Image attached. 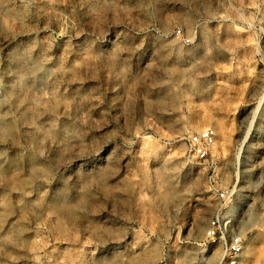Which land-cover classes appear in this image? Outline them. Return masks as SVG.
Segmentation results:
<instances>
[{"label":"rangeland","instance_id":"rangeland-1","mask_svg":"<svg viewBox=\"0 0 264 264\" xmlns=\"http://www.w3.org/2000/svg\"><path fill=\"white\" fill-rule=\"evenodd\" d=\"M0 118V264H264V0H0Z\"/></svg>","mask_w":264,"mask_h":264},{"label":"built area","instance_id":"built-area-1","mask_svg":"<svg viewBox=\"0 0 264 264\" xmlns=\"http://www.w3.org/2000/svg\"><path fill=\"white\" fill-rule=\"evenodd\" d=\"M184 139L186 155L190 160L212 162L213 147L216 142L214 128L208 127L197 132H189ZM220 195L225 198L226 192L222 191ZM207 239L222 241L224 254L220 264H244L243 254L246 240L242 234L234 231L228 214L222 208H219L209 220Z\"/></svg>","mask_w":264,"mask_h":264},{"label":"bare ground","instance_id":"bare-ground-1","mask_svg":"<svg viewBox=\"0 0 264 264\" xmlns=\"http://www.w3.org/2000/svg\"><path fill=\"white\" fill-rule=\"evenodd\" d=\"M17 14H19V13H17ZM37 70H39V68L35 67V68L33 69V71L31 70V72H33L34 74H35V73H36V74H39V72H38ZM40 76H43V73H41ZM26 79H27V78H26L25 76H24V77L21 76V77H20V83L25 85V83H26ZM0 119H1V118H0ZM203 128H204V127H203ZM9 131H12V125H10V124H9V125H6V126L4 127V129L2 130L3 133H7V132H9ZM224 138H225V137H224ZM226 139H228V137L225 138V140H226ZM226 142H227V141H226ZM215 144H216V143H215ZM216 146H217V145H216ZM213 149H214V148H213ZM216 151H217V150H216ZM217 152H218V151H217ZM216 154H217V153H216ZM0 170H1V174H2V173L4 172V169L1 168ZM233 209H235V208H233ZM231 212H234V211H231ZM229 214H230V213H229ZM216 255H217V254H216ZM218 255H219V254H218ZM213 256H214V255H213ZM213 256H212V257H213ZM212 257H208V260H209V261H212V260H210ZM216 257H217V256H216ZM220 257H221V256H220ZM221 260H222V257L220 258V261H219V262H221ZM213 262H214V261H212L211 264H213Z\"/></svg>","mask_w":264,"mask_h":264}]
</instances>
